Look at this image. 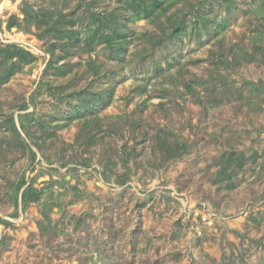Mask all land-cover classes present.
<instances>
[{
    "label": "rangeland",
    "instance_id": "374dc122",
    "mask_svg": "<svg viewBox=\"0 0 264 264\" xmlns=\"http://www.w3.org/2000/svg\"><path fill=\"white\" fill-rule=\"evenodd\" d=\"M127 1L0 0V48L34 57L7 80L0 57V264H264V0L152 20ZM24 4L45 15L28 33L9 26ZM22 178L40 193L25 210Z\"/></svg>",
    "mask_w": 264,
    "mask_h": 264
},
{
    "label": "trees",
    "instance_id": "16d2710c",
    "mask_svg": "<svg viewBox=\"0 0 264 264\" xmlns=\"http://www.w3.org/2000/svg\"><path fill=\"white\" fill-rule=\"evenodd\" d=\"M179 1L180 0H128L127 1V7H128V10L131 11L132 20L133 19L134 20H152L155 16H157L156 15L157 12H164L167 9L174 6ZM21 13L23 15V20L20 21L16 16H13V17H11L12 22L10 23L9 26L10 27H17L25 33H28L32 26L41 25L43 23L42 19H44V16H45L43 14H40L39 12H37L36 10H34L31 6H29L27 4H24L23 8L21 9ZM94 22L99 23L100 28L104 27L107 30H111L109 28L110 18H108V17L103 18V20L94 19ZM181 23H182V21L179 20L178 23L174 22V23L170 24L169 30H170L171 36L177 35L179 33V31L181 30L180 28L182 27ZM20 27H22V28H20ZM56 33L62 39L67 38L68 44H64L61 47L69 46L71 44L72 39H74V37H76L75 32L56 31ZM97 35H99L98 41L100 43H104L108 47H111L113 49L118 45V43L127 41L126 37L119 32H114L111 35H108L105 33H103V34L97 33ZM164 35L166 36V32H164ZM153 39H155V38H152V40ZM93 41H94L93 36H90L87 39L85 44L89 48H91V46L93 45ZM155 44L157 45L158 43H153L151 45L154 46ZM0 57L4 61L14 60V62L10 64L9 70L4 77V80H7L10 76H12V74L15 71L18 64L30 63L34 59V57L31 54H29L28 52H26L25 50H23L22 48L14 45V44L7 45L5 47H1L0 48ZM0 65H3V63L1 61H0ZM98 96H99V102L104 104L105 103L104 97L99 95V94H98ZM26 109H27V105H24L22 107V110H26ZM21 117L23 118V120H21V128H22L21 130L25 134H27L25 123H27L28 117H30L32 119V114H25L24 116H21ZM10 118H11L10 120L12 122V128H13L14 132L16 133V135L19 137V139L21 141V145L23 146V148H25L29 151L32 159L34 160L36 157L34 150H32L25 143V141L22 139V137L20 136V134H19V132H18V130L14 124L13 116H11ZM184 151H185V148H183V146H177L176 148L164 149V152L167 154V156H170L169 155L170 153L175 154V152L182 153ZM234 161L238 162L239 165L241 164V161L239 160L238 157H236L235 153H231L227 157V160H222L221 161V167H222L221 168V174H223V175L227 174V171L229 169V164L233 163ZM225 176L227 177V175H225ZM39 199H40L39 191L36 188H34L31 184H27V182L24 178H22L17 183V185H16V197L14 200L16 206L18 204H20L22 209L25 210L28 207V205H30L31 203L38 202ZM14 215H15V217L17 216V214H14ZM0 223L8 224L4 220H0Z\"/></svg>",
    "mask_w": 264,
    "mask_h": 264
}]
</instances>
